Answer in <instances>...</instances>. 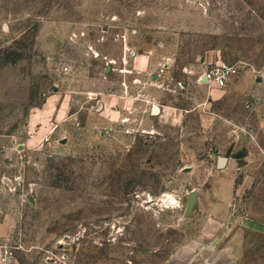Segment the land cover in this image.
Here are the masks:
<instances>
[{"label": "rangeland", "instance_id": "374dc122", "mask_svg": "<svg viewBox=\"0 0 264 264\" xmlns=\"http://www.w3.org/2000/svg\"><path fill=\"white\" fill-rule=\"evenodd\" d=\"M221 60L239 74L203 82ZM218 184L264 218V0H0L9 264H184Z\"/></svg>", "mask_w": 264, "mask_h": 264}, {"label": "crops", "instance_id": "0c3cea01", "mask_svg": "<svg viewBox=\"0 0 264 264\" xmlns=\"http://www.w3.org/2000/svg\"><path fill=\"white\" fill-rule=\"evenodd\" d=\"M227 170L226 164L221 171ZM221 187L223 186L220 184L215 187L213 185L205 192L202 209L206 214V222L203 224L205 235L193 241V249L202 251V255L216 253L220 258H227V264H264V218L254 213L238 215L236 209L232 212L234 196L224 214L220 204V198L224 194ZM201 199L198 195L197 203ZM216 232L220 234L217 235ZM224 232L227 234L224 235ZM212 259H209L211 263Z\"/></svg>", "mask_w": 264, "mask_h": 264}, {"label": "built area", "instance_id": "2783aa9c", "mask_svg": "<svg viewBox=\"0 0 264 264\" xmlns=\"http://www.w3.org/2000/svg\"><path fill=\"white\" fill-rule=\"evenodd\" d=\"M239 72L240 67L237 64L226 60H221L219 62L211 63L204 71L201 78L206 77L207 84L223 88L227 87L230 82L239 74ZM46 140L48 141L49 138H46ZM4 253V255H1L0 253L1 262L3 264H9V255H12L13 252L5 250Z\"/></svg>", "mask_w": 264, "mask_h": 264}, {"label": "water", "instance_id": "95a60500", "mask_svg": "<svg viewBox=\"0 0 264 264\" xmlns=\"http://www.w3.org/2000/svg\"><path fill=\"white\" fill-rule=\"evenodd\" d=\"M202 81L207 82L206 77H203ZM159 112H160L159 106L155 105L154 109H153V113L158 114ZM234 147H235V142H233L230 145V147L227 149V151L224 153L223 156L219 157L220 167H224V165H226L228 163L230 158L235 159L239 168H242L248 164V160H247L248 152H247V150L243 149V150L234 152L233 151ZM197 201H198V194L194 190L189 194L188 204H187V209H186V215L187 216L190 215V213L193 211ZM201 253H202V251H197L195 257L191 256V258L188 261H186V263H184V264H212L205 255L201 256ZM198 254H199V257H202V258H198Z\"/></svg>", "mask_w": 264, "mask_h": 264}]
</instances>
